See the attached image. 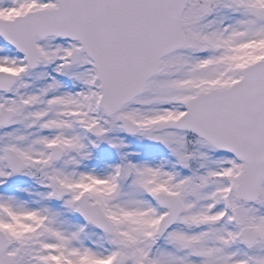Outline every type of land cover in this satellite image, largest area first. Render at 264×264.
Here are the masks:
<instances>
[{
  "label": "snow or ice",
  "instance_id": "6c2138e0",
  "mask_svg": "<svg viewBox=\"0 0 264 264\" xmlns=\"http://www.w3.org/2000/svg\"><path fill=\"white\" fill-rule=\"evenodd\" d=\"M0 264H264V0H0Z\"/></svg>",
  "mask_w": 264,
  "mask_h": 264
}]
</instances>
